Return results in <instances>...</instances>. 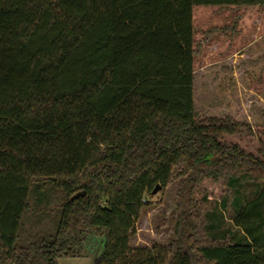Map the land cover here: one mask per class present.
<instances>
[{"label": "trees", "instance_id": "trees-1", "mask_svg": "<svg viewBox=\"0 0 264 264\" xmlns=\"http://www.w3.org/2000/svg\"><path fill=\"white\" fill-rule=\"evenodd\" d=\"M257 6L0 0V264L80 258L91 236L95 264H264V128L199 118L194 98V8ZM175 169L173 241L132 247ZM205 180L223 181L219 198L198 196ZM51 210L54 229H24Z\"/></svg>", "mask_w": 264, "mask_h": 264}, {"label": "rangeland", "instance_id": "rangeland-1", "mask_svg": "<svg viewBox=\"0 0 264 264\" xmlns=\"http://www.w3.org/2000/svg\"><path fill=\"white\" fill-rule=\"evenodd\" d=\"M193 24L196 39L194 98L199 118L231 117L234 120L264 128V6L257 7H195ZM247 151H256V141L240 134ZM174 176L167 188L153 194L136 223L131 246L153 244L168 246L174 239L172 223L177 212L179 192L187 177ZM223 181L205 180L198 196L208 194L219 198ZM30 202L35 205L31 196ZM53 208V205H51ZM28 216V217H27ZM25 230L54 229L59 217L51 210L36 226L28 214ZM104 251V240L88 238L85 254L80 258H61L59 264H95Z\"/></svg>", "mask_w": 264, "mask_h": 264}, {"label": "water", "instance_id": "water-1", "mask_svg": "<svg viewBox=\"0 0 264 264\" xmlns=\"http://www.w3.org/2000/svg\"><path fill=\"white\" fill-rule=\"evenodd\" d=\"M161 190V186L160 185H157L156 186V188L154 189V191H153V194H156L158 191H160ZM80 196V194H76L75 196H74V198H77V197H79Z\"/></svg>", "mask_w": 264, "mask_h": 264}]
</instances>
